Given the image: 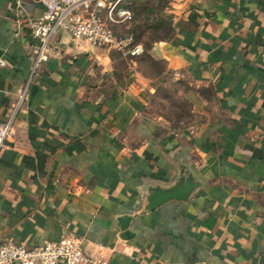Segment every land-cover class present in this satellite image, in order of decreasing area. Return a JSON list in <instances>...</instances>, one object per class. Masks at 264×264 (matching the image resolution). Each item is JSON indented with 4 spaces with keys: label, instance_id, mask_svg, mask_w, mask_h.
I'll return each instance as SVG.
<instances>
[{
    "label": "crops",
    "instance_id": "crops-1",
    "mask_svg": "<svg viewBox=\"0 0 264 264\" xmlns=\"http://www.w3.org/2000/svg\"><path fill=\"white\" fill-rule=\"evenodd\" d=\"M166 75L60 33L36 67L0 0V245L80 238L108 264H264V0H178ZM169 77V78H170ZM171 98L168 118L162 104ZM196 188L147 211L150 190Z\"/></svg>",
    "mask_w": 264,
    "mask_h": 264
},
{
    "label": "built area",
    "instance_id": "built-area-1",
    "mask_svg": "<svg viewBox=\"0 0 264 264\" xmlns=\"http://www.w3.org/2000/svg\"><path fill=\"white\" fill-rule=\"evenodd\" d=\"M33 3L43 8L37 18H29L26 27L39 44L36 67L49 60L50 41L60 33L68 34L94 48L107 49L125 59L145 53L136 43L128 26L134 15L126 0H13L19 24L27 16L26 5ZM6 62L0 61V67ZM13 133V119L0 123V153ZM0 264H108L87 254L83 241L73 235L42 246L6 243L0 245Z\"/></svg>",
    "mask_w": 264,
    "mask_h": 264
},
{
    "label": "rangeland",
    "instance_id": "rangeland-1",
    "mask_svg": "<svg viewBox=\"0 0 264 264\" xmlns=\"http://www.w3.org/2000/svg\"><path fill=\"white\" fill-rule=\"evenodd\" d=\"M177 3L178 0H126L125 3L132 11L134 20L123 32L132 33L136 43L145 48V53L141 56V69L151 76L166 75L159 90L168 96L175 89V83L170 74L165 73V66L155 64L153 59L156 57L155 49L161 43L170 41L175 34ZM166 99L161 110L164 116L170 118L169 101L172 99Z\"/></svg>",
    "mask_w": 264,
    "mask_h": 264
},
{
    "label": "water",
    "instance_id": "water-1",
    "mask_svg": "<svg viewBox=\"0 0 264 264\" xmlns=\"http://www.w3.org/2000/svg\"><path fill=\"white\" fill-rule=\"evenodd\" d=\"M198 186L199 185L194 183L191 179L181 178L179 183L171 189H151L146 210L153 211L159 206L172 200L187 201Z\"/></svg>",
    "mask_w": 264,
    "mask_h": 264
}]
</instances>
